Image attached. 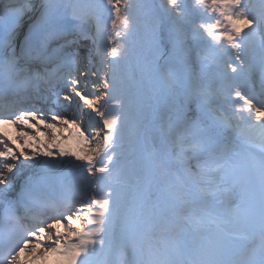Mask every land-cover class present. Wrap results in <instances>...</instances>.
<instances>
[{"label":"bare ground","instance_id":"6f19581e","mask_svg":"<svg viewBox=\"0 0 264 264\" xmlns=\"http://www.w3.org/2000/svg\"><path fill=\"white\" fill-rule=\"evenodd\" d=\"M158 2L165 17L173 11L169 0H158ZM120 3V8L124 10L135 6L133 0H120ZM1 11L3 8H0ZM30 13H34L33 18L24 21L29 19ZM41 13L44 14L39 8L26 9V12H23L26 16L21 21L22 24L19 23L10 36L19 37L23 32L31 31L46 23L48 20L42 19ZM251 27L252 23L249 22L242 25L239 30L252 34ZM84 42L86 47L83 50L87 55L80 56L79 72L82 75L85 71L86 76L82 75L84 78L77 76L73 81L75 82L73 89L64 93L65 99H60L67 102L68 106L72 105L80 120L57 119L43 126L45 127L43 131L35 127L34 134L31 132L12 134V141L17 144L20 153L32 150L40 154V157L27 155L24 160L25 167L16 166V174L12 175L10 171L5 175L6 180L0 182V193L3 194L5 189L11 192L23 188L25 177L30 176L31 173L46 172L54 179L73 180L97 195L103 191V184L111 182L108 178L113 175L120 161L139 156L149 158L150 164L146 167L147 174L142 176L140 181L128 182V189L122 186L117 191L118 195L108 214L113 223L105 238L88 239L90 243H86L84 248L80 247V241L87 240L89 233H100L99 229L88 226L89 219H94L92 218L94 212L81 213L75 218H66L57 225L59 233L64 235L57 240L54 239L55 234L51 235L49 230H46L43 236H36V248L28 245L27 248L30 246L28 250L22 251L17 257L19 264H197L199 255L212 241L214 227L229 231L236 227L229 223L224 208L215 211L210 204L204 207L200 201L217 202L216 192L220 186V172L227 165L236 166V161L239 162L243 154L236 149H229L226 154L220 156L210 149L209 152H204L198 157V153L191 146L178 144L173 149L184 154L183 160H176L164 156L159 147L152 151L147 143L148 132L155 130L153 122L157 119L156 110L160 109L166 95L174 88L173 83L166 85V80L171 78L169 72L160 69L161 79L156 98L153 103L148 102L146 94H139L142 85L134 82V87L121 90L116 81L111 80L107 59L109 57L104 49L89 46L88 41ZM90 90L95 91L96 95L87 99L83 95ZM198 92L196 89V94L201 95ZM79 96H82L81 99ZM138 104L147 105L145 112L149 116L148 122L141 124L138 134H131L138 121L136 114ZM233 106L241 118H248L250 123L247 127H241L216 108L213 114L218 124H215L217 129L214 130L217 131L218 137L221 138L226 133L238 134L244 139L245 147H253L256 149L254 151L264 152V110L260 109L262 107L258 108L257 103L247 98L235 102ZM118 124L122 142L114 153L119 159L116 162L106 161L103 154L106 143L108 144L110 140L109 133ZM93 125H99L103 132L92 131ZM161 133L163 137L171 138L166 127ZM221 140L226 143L224 138ZM16 153L18 154L17 151ZM232 155L234 156L231 157ZM94 187L97 189L94 190ZM131 190H140L144 196L137 207V216L140 219L137 220V232L134 231L136 221L126 218ZM158 195H162L158 202L164 201V197L169 198V202L163 205L168 206L167 217L174 223L178 225L182 220H186L198 228L194 235L196 239L188 251L177 238L169 239L165 232H162L163 223L159 221L157 211L155 212L161 203L152 199L153 196ZM148 201L152 203H146ZM96 214L99 217L103 213ZM126 237L132 239L130 250L118 253L110 247L113 239L121 240ZM92 241L101 248L99 250L91 248ZM63 244H68L69 249L62 248ZM105 253H108L109 257L104 262L102 256ZM97 255H101L100 260L96 259ZM9 264L13 263L9 262Z\"/></svg>","mask_w":264,"mask_h":264},{"label":"rangeland","instance_id":"374dc122","mask_svg":"<svg viewBox=\"0 0 264 264\" xmlns=\"http://www.w3.org/2000/svg\"><path fill=\"white\" fill-rule=\"evenodd\" d=\"M91 2V0H56L55 2L53 0H31L27 3V8L30 10L39 7L41 9L44 7L53 9V6L57 3L58 6H61L62 10H65V7L68 6L78 23L85 16L90 17L92 20L95 18V22H97V14L108 13L102 10L99 5H91ZM133 2L135 3L133 8L124 10L120 8V0H113L115 7L113 10L114 16L110 20L111 23L109 22L111 28L105 32H98L97 38L93 40V37H91L90 41L93 47L104 49L105 54L109 57L107 59L111 80L113 82L116 81L121 90L134 87V82L142 85L143 88L139 94H146L148 102L152 101L153 103V100L156 98L160 82V69L169 72L171 78L170 80H166V84L172 85L173 83L174 88L166 95L160 109L156 110L158 115L156 121L153 122L155 130L154 132H149L147 137L151 149H153V145L159 147L162 145L160 143V131L166 127L175 145L191 146L198 153V157L208 151L204 146V141L198 140L196 133L207 128L208 123L203 127L200 125L195 127L191 124V129L186 128L187 121H183L181 104H188L190 105V111H195L196 107L199 110L197 105H200L201 101L208 100L212 111L218 107L235 124L247 127L249 124L244 122V119L241 118L236 112L235 106H233L240 92L234 88V85L222 86V82L216 74L208 76L211 78L206 79L203 73L205 65L212 64L215 61L213 57L217 54V50L213 46L219 45L218 48H220L222 44L224 52H228L229 54L235 52L232 33H229L230 36L225 39L217 41L212 39L206 40L208 43H200L197 40L198 36L203 35L207 39L209 21L203 18L199 19L189 13L194 10L199 12L203 8L206 9V4L209 3L211 6L210 11H208V13L210 12L209 15L213 14V9L216 10V13L219 11L223 12L222 19L225 23H230L237 30L249 22L255 25L256 18L252 14H248L245 8H239V0H205L206 3L203 1L199 6L194 5L195 0H189V2L169 0L173 11L166 16V19L162 14L158 0H133ZM219 4L222 5L220 6ZM33 14L30 13L28 15L29 19L24 20L26 15L24 17L20 15L19 18L21 21H30L33 18ZM40 15L42 16L43 14L41 13ZM256 29L257 31L261 30L260 27H256ZM176 35L179 38L178 43L174 42L176 38L174 36ZM14 37L17 40V35L12 36L11 39H14ZM211 37H215V34H211ZM175 44L178 46H175ZM101 59L103 58L101 57ZM228 60L225 57V59L216 62L225 65L229 74H233L232 76H234L238 70L232 68L227 62ZM82 75L86 76L85 71H83ZM82 75L81 78H84ZM205 75L207 76V74ZM195 88L201 96L196 97L198 94H196ZM94 94L95 91L90 90L83 96L91 99L94 98ZM81 97L79 96L80 99ZM146 106L145 104L137 105L136 114L138 115V121L133 127L131 134H138L141 124L148 122L149 116L145 112ZM212 120L218 124L215 118ZM119 129L120 126L118 124L109 133L110 140L108 144L106 143L105 158L108 156L111 160L119 158L114 153L122 142ZM92 131L103 132V129L99 125H94ZM162 149L166 157L183 160L184 153L182 151H173L170 146H165ZM137 160L139 161L136 162L135 159H130L126 163L121 164L118 172L115 174L116 177L130 183L139 181L142 176L146 175V171L139 168V165L140 163L142 165L146 164L147 160ZM110 194L112 195V193L104 194L105 197H110V200L105 198L100 201L104 207H110L113 204ZM129 198L131 202L128 203V216L126 218H134L138 212L137 206L142 199V194L139 190H133L129 192ZM88 207L90 209L92 205ZM77 216H74V218Z\"/></svg>","mask_w":264,"mask_h":264},{"label":"water","instance_id":"95a60500","mask_svg":"<svg viewBox=\"0 0 264 264\" xmlns=\"http://www.w3.org/2000/svg\"><path fill=\"white\" fill-rule=\"evenodd\" d=\"M112 7V5H111V2L109 1V8H111Z\"/></svg>","mask_w":264,"mask_h":264}]
</instances>
